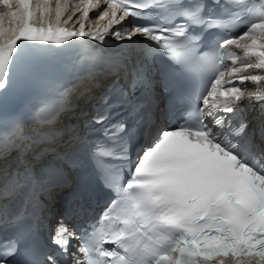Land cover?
Returning a JSON list of instances; mask_svg holds the SVG:
<instances>
[{"label":"snow or ice","instance_id":"obj_1","mask_svg":"<svg viewBox=\"0 0 264 264\" xmlns=\"http://www.w3.org/2000/svg\"><path fill=\"white\" fill-rule=\"evenodd\" d=\"M70 3L0 0V93L17 73L28 74L48 54L50 49L40 45L59 47L83 37L103 45L106 35L117 41L127 38L131 45L84 55L88 70L79 78L77 99L87 98L90 111L77 114L73 89L67 88L27 119L0 125V216L9 204L14 211L6 218L15 225L48 214L54 194L71 186L69 169L89 143L87 132L97 125L104 128L106 141L91 145L93 156L130 160L127 179L114 189L115 198L95 223L79 230L63 220L57 223L49 237L55 252L21 261L12 258L21 254L16 242L7 241L0 245V264L264 261V0H78L75 9L81 17L72 21L73 13L62 21ZM101 3L106 7L94 19H107L108 26L85 31L90 9ZM243 16L248 19L241 33L224 31ZM126 18L127 24L109 31ZM70 21L72 26L66 27ZM212 29L221 31L201 53L200 42ZM137 35L145 41L140 48L133 47L142 44L133 40ZM158 49L185 71L204 74L188 98L196 106L174 128L158 123L169 115L155 94L157 81L149 63ZM250 68L258 71L249 73ZM246 80L257 86L254 91H248ZM168 87L163 84V91ZM139 92L146 94L145 100L137 99ZM245 93L247 107L261 105L251 122L242 114ZM115 109L128 119H114ZM71 114L82 118L80 131L69 132L65 117ZM153 126L151 141L139 145L132 159L130 142Z\"/></svg>","mask_w":264,"mask_h":264},{"label":"bare ground","instance_id":"obj_2","mask_svg":"<svg viewBox=\"0 0 264 264\" xmlns=\"http://www.w3.org/2000/svg\"><path fill=\"white\" fill-rule=\"evenodd\" d=\"M74 10H76L75 7H74L73 10H71V12H69V15H70L71 13H73ZM80 16H81V13H80L79 11H77V13H76V17H75L74 21L77 20L78 18H80ZM67 17H68V16H67ZM64 19H66V18H64ZM105 22H106V21H103L102 24H101L103 28L107 27V25H105ZM6 23H7V22H6ZM76 25L79 26V24H76ZM85 27H86V28H89L90 26H89V25H85ZM109 31H114V30H113L112 28H110ZM77 88H79V89L76 91V94L78 95V93H79V91H80V86L77 87ZM84 98H85V97H82V98L80 99L81 101H78V103H82V100H83Z\"/></svg>","mask_w":264,"mask_h":264}]
</instances>
